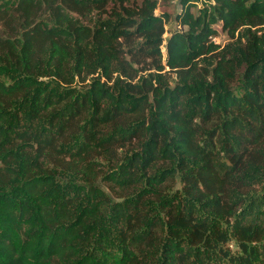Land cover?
Wrapping results in <instances>:
<instances>
[{
  "label": "trees",
  "instance_id": "1",
  "mask_svg": "<svg viewBox=\"0 0 264 264\" xmlns=\"http://www.w3.org/2000/svg\"><path fill=\"white\" fill-rule=\"evenodd\" d=\"M107 4L0 0V264H264V0Z\"/></svg>",
  "mask_w": 264,
  "mask_h": 264
},
{
  "label": "rangeland",
  "instance_id": "2",
  "mask_svg": "<svg viewBox=\"0 0 264 264\" xmlns=\"http://www.w3.org/2000/svg\"><path fill=\"white\" fill-rule=\"evenodd\" d=\"M119 2H123L124 4H139L141 2V0H108V4L106 6V14L109 12L110 8L115 6L116 4H119ZM173 3L174 0H156V4H157V8L155 9V13H162V12H166L167 14H171L172 16V12H173ZM175 27V23L172 21L167 22L166 24V29L169 30L171 28ZM215 27L217 28L218 32L217 35L214 37V41L220 44H223L225 41L228 40L226 34L224 32H222L219 28V25H215ZM167 35L164 34V36ZM144 74V73H141ZM169 82L172 84L174 82V77L173 75L170 73L167 74Z\"/></svg>",
  "mask_w": 264,
  "mask_h": 264
}]
</instances>
